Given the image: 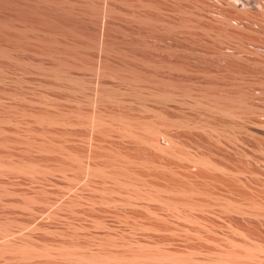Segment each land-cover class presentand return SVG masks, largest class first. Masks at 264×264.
Instances as JSON below:
<instances>
[{
    "label": "rangeland",
    "instance_id": "374dc122",
    "mask_svg": "<svg viewBox=\"0 0 264 264\" xmlns=\"http://www.w3.org/2000/svg\"><path fill=\"white\" fill-rule=\"evenodd\" d=\"M244 1L0 0V264H264Z\"/></svg>",
    "mask_w": 264,
    "mask_h": 264
},
{
    "label": "bare ground",
    "instance_id": "6f19581e",
    "mask_svg": "<svg viewBox=\"0 0 264 264\" xmlns=\"http://www.w3.org/2000/svg\"><path fill=\"white\" fill-rule=\"evenodd\" d=\"M250 9H264V0H245L242 4V10Z\"/></svg>",
    "mask_w": 264,
    "mask_h": 264
}]
</instances>
